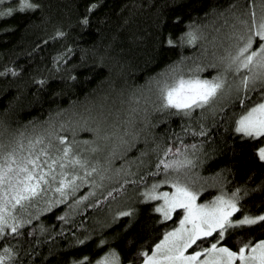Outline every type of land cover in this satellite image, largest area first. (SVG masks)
<instances>
[{
  "label": "trees",
  "instance_id": "obj_1",
  "mask_svg": "<svg viewBox=\"0 0 264 264\" xmlns=\"http://www.w3.org/2000/svg\"><path fill=\"white\" fill-rule=\"evenodd\" d=\"M32 2L39 7L21 10L15 7L18 0L0 1V13L13 8L0 15V71L6 66L20 68L15 76H0V142L21 131L27 137L49 129L71 141L75 129L79 141L107 140L102 153L86 154L90 161H99L101 169L110 171L102 183L98 174L89 176L96 181L94 193L75 208H70L72 197L49 211L37 214L31 210L28 218L32 224L24 225L19 236L0 237V248L7 243L18 249V264H73L85 256L94 261L111 248L120 254L122 264L129 260L139 264L137 251L142 247L150 250L164 228L174 224L171 220L158 224L160 217L152 212V202L141 195L143 188L163 178L162 173L153 172L158 154L168 145L196 143L204 164H197L193 172L201 177L207 193L198 199H210L220 191L219 185L212 186L219 175L228 192L237 187L247 191V195L241 192L246 211H264L260 207L264 204V163L254 155L264 139L256 137L253 142V138L242 139L235 133L239 103L226 101L229 106L215 114L211 106L195 108L190 114L174 108L161 111L155 107L156 92L149 83L154 74L182 57L186 66H192L211 63L214 54H222V46L213 45L230 30L233 17L229 11H250L249 0H94L97 8L91 12V27L86 30L80 28L79 19L93 0ZM252 2L259 14L264 0ZM233 3L236 8L223 15L219 11L205 15L212 8L224 10ZM178 16L181 19L176 22ZM193 19L201 26V38L192 44L181 42L186 23ZM57 30L64 35L56 37ZM169 37L176 43L167 44ZM69 46L57 68L56 55L64 54ZM78 62L94 71H81L78 79H70L68 66ZM217 70L205 68L202 74L211 76ZM40 76L46 78L42 91L35 84ZM108 123L116 132L103 138L101 131ZM52 144L55 153L60 144L55 139ZM88 147L80 143L77 151ZM88 191L85 184L77 195ZM101 196L106 198L101 200ZM96 200L101 202L96 204ZM127 208L133 209L131 215L115 217L117 211ZM66 210L65 219L59 220ZM236 235L264 238V227H251ZM78 239L84 243L78 244ZM235 240V236L229 237L230 244Z\"/></svg>",
  "mask_w": 264,
  "mask_h": 264
},
{
  "label": "snow or ice",
  "instance_id": "obj_2",
  "mask_svg": "<svg viewBox=\"0 0 264 264\" xmlns=\"http://www.w3.org/2000/svg\"><path fill=\"white\" fill-rule=\"evenodd\" d=\"M15 7L26 10L39 5L32 0H18ZM249 7L250 11L243 13L229 11L233 17L230 30L218 45H213L214 48L222 46V54H214L211 63L186 66L182 57L154 74L149 83L156 92V108L161 111L174 108L177 112L190 114L195 108L203 110L211 106L215 114L216 111L223 113L229 106L226 101L238 102L241 110L235 116V133L240 134L242 139L253 138V142L256 137L264 139V3L259 14L252 0H249ZM96 8L94 0L86 5L79 19L82 30L91 27V12ZM234 8L235 3L224 10L212 8L205 15L217 11L223 15L224 11ZM11 12L13 8H7L0 15ZM180 19L175 17L176 22ZM185 27L187 31L181 33V42L196 43L201 38V26L193 19ZM54 35L62 37L64 32L57 30ZM184 37H187L186 41ZM166 43L171 45L176 41L169 37ZM70 48L65 49L64 54L56 55L54 63L57 68L60 67L61 56L66 57ZM205 68L218 70L208 76L202 74ZM68 71L71 73L69 78L75 80L81 71L92 74L94 69L78 62L69 65ZM19 72L18 67L6 66L0 71V76L9 73L15 76ZM35 84L42 91L46 78L38 77ZM257 93V100L249 104V99ZM222 103L223 107H220ZM232 106H235L234 103ZM200 134L203 135V131ZM72 135L70 141L67 136L58 135L51 129L28 134L27 137L21 131L0 142V237L19 236L24 225L32 224L28 218L32 215L31 210H36L37 214L49 211L72 197L75 199L70 208L79 206L94 193L96 181L90 180V175L98 174L103 182L110 170L101 169L99 161H90V156L86 154L95 152L97 146L92 141L75 139V129ZM53 139L60 144L55 153L51 151ZM80 143L90 147L77 151ZM155 149L159 152V146ZM198 151L196 143H193L176 147L168 145L162 154H158L153 175L162 173L163 178L143 188L141 195L144 201L152 202V212L160 217L158 224L170 220L174 224L164 228L159 239L150 245V250L142 247L137 251L135 256L139 258V264H264V238L253 240L236 235L251 227H264V211H246L241 192L247 195V191L237 187L228 192L219 175L213 178L212 186L219 185L220 191L210 199H198L201 193L207 195L201 177L193 172L197 164H204L197 155ZM254 155L264 163V143L255 147ZM85 184L89 185V191L77 195ZM162 186H170V190ZM123 187L121 185V189ZM105 198L101 196V200ZM101 200L95 203L99 204ZM260 207L264 208V204ZM132 213L133 209L127 208L117 211L115 217ZM67 214L66 210L58 219L64 220ZM41 230H44L43 226ZM28 235L31 236L32 232L29 231ZM233 236L236 240L230 244L229 237ZM76 242L84 243L79 239ZM18 259L19 250L15 247L5 243L0 248V264H18ZM73 264H122V260L117 250L111 248L94 261L85 256ZM128 264H134V261L129 260Z\"/></svg>",
  "mask_w": 264,
  "mask_h": 264
},
{
  "label": "rangeland",
  "instance_id": "obj_3",
  "mask_svg": "<svg viewBox=\"0 0 264 264\" xmlns=\"http://www.w3.org/2000/svg\"><path fill=\"white\" fill-rule=\"evenodd\" d=\"M110 126H111V124L108 123L106 125V129H104L103 131H101V136H103V138L105 136H108V133L109 132L111 133V131H115L116 132V128L112 125V129L110 130V128H111ZM93 143L97 146V150L95 152H92V154L102 153V151H104L105 148L108 146V142H107L106 139H104V142L99 141V142H93Z\"/></svg>",
  "mask_w": 264,
  "mask_h": 264
}]
</instances>
